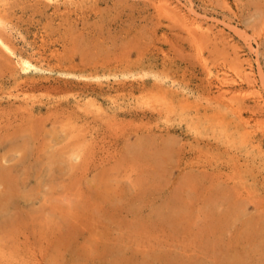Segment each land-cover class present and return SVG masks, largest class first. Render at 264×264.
I'll list each match as a JSON object with an SVG mask.
<instances>
[{
  "label": "rangeland",
  "instance_id": "1",
  "mask_svg": "<svg viewBox=\"0 0 264 264\" xmlns=\"http://www.w3.org/2000/svg\"><path fill=\"white\" fill-rule=\"evenodd\" d=\"M57 1L1 13L14 48L94 84L0 68V264H264V0Z\"/></svg>",
  "mask_w": 264,
  "mask_h": 264
},
{
  "label": "bare ground",
  "instance_id": "2",
  "mask_svg": "<svg viewBox=\"0 0 264 264\" xmlns=\"http://www.w3.org/2000/svg\"><path fill=\"white\" fill-rule=\"evenodd\" d=\"M33 1L36 2L35 5H34L35 7L32 6V5H25V4H29V3H27V0H13V2H12V0H0V68H3L4 70L5 69L10 70L11 71L10 72V78H13V81L16 84H18L20 82L28 83L30 81H33V83H34V82H36V80H35V79H37L36 77L42 78V80H49V79H51V74H58V75H61L63 77V79L62 80L55 79L56 82H64L66 84H68V83H74V82H71L70 81V79L72 78L74 80L76 79L78 81H82V82H84V84H88V86L90 84L93 85L94 83L93 82H87V79L89 77H93V74L94 73H91L90 76L89 75H86L88 73V69L83 65L82 66V70L79 73V76L76 75L75 72H78V71L74 70L76 66L74 65L73 60L65 61L64 59H61L60 58V56H59V54L57 52H56V54H53V55L51 53V59H52V56H54L56 58V61L54 63L55 66L52 65V62H51L52 60H50L48 57H47L46 60H42V59L38 60L37 61L38 64L35 65L32 62V59H34L33 58V55H31V56H29V55L28 56L27 55H23L17 49L14 48V44L12 43V40H11V38L13 37V35L11 34V31H10V30H12V27H9L8 23L6 22V18L3 17V16H1V13L3 11H5V10L9 11L10 9H14V7L15 8L16 7L21 8V10L24 11V9L22 8V6H24L25 8H29V9L31 8L32 10L36 9L38 11V10H40V7H42L41 5H44V6H47L48 7L49 5H52V4H55V3H58L59 2L57 0H33ZM189 23H190L191 29L193 30L191 32L196 33L198 31L197 32L198 34H205L204 33L205 32V28H204V25H203V23L201 21H198V20H195L194 19V20L190 21ZM81 41H82V39H81ZM71 47L73 48V46H71ZM79 57H80V55H79ZM95 74H97V73H95ZM98 77H96V78H98ZM132 83H134V82H132ZM137 84H138V87H136V89L138 90V92L145 91L144 89L147 86V83L146 82H138ZM107 85H110V84L107 83ZM120 85L122 86V84H120ZM131 85L134 86V84H131ZM159 87L156 86V84L154 85V88H159ZM256 87H257L256 84L249 83L248 90L254 92V93H251V94H253V95L256 94V97H255L256 99H262L263 96L260 95V93H255L254 90L256 89ZM115 88L116 87H114V89ZM155 90L156 91H159V89H155ZM117 91L119 92V89H116V92ZM52 93H54V92H49L48 93L49 96L52 95ZM87 93H88V89H85V90L82 91V93L80 95H86L84 98H87V97L89 98L90 96ZM55 94L59 95V93H55ZM152 94L154 95V91L153 90H152ZM152 94L150 96L148 94H145L143 96H145V97H154ZM24 96H26V95H24ZM181 97L184 98L185 100H188L187 93L184 92V91H182ZM78 98L79 97H77V99ZM141 98H144V97H141ZM28 99L29 98L24 99L26 101V103H25L26 104V108H25L24 111H25V114H27V115H29L31 117L34 116V115H36L35 112H34V110L36 109V107H40L41 105H47L46 106V107H48L47 108V111L52 112V110L53 111H56L54 109L57 106L56 104L61 103V101H59V102H52V101L43 102L41 100L40 101L32 100V102L31 101H28L27 102ZM29 102H31V103H29ZM67 103H69V102H67ZM76 103L78 105H80L79 104L80 102H76ZM90 104L92 105V108L96 106L95 98L92 97ZM170 104H171L170 102H169V104H166V108L170 109V106H169ZM224 106H225L224 107V109H225V108L229 107V104L226 103V104H224ZM207 107L208 106L205 107V113L203 115L205 117H208V115H207ZM79 108H80V106H78V109ZM164 110H166V109H164ZM19 111H20V109H19ZM95 111L106 113V111L105 110H102L101 107H98ZM201 111L202 110L197 109V114H200ZM88 112L89 111L87 110V111H83L82 113L84 114V113H88ZM165 112L166 113H169L168 110H166ZM223 112H225V110L219 111L216 114L217 117H222L223 118V116H224L222 114ZM37 115H39V114H37ZM244 136H245V134H242L241 135V137H244ZM245 139H247V138H245ZM249 149H250V147L248 148V150ZM162 151L165 152L164 150H162ZM165 154H168V153H165ZM12 177H13L12 174L8 170H5V168H2L0 166V182L2 183L1 185L4 188V190L2 192H0V212H4V211L5 212H8L7 210L11 206V204L9 203V201H10L11 197H14L15 196V193H17L16 190L14 189L16 186L13 187L14 184H13ZM22 180H21V182H22ZM24 181H26V180H24ZM17 188H18V185H17ZM12 204H13V201H12ZM8 224H12V222L11 223H8ZM175 225H177V224H175ZM118 263H116V264H118Z\"/></svg>",
  "mask_w": 264,
  "mask_h": 264
}]
</instances>
